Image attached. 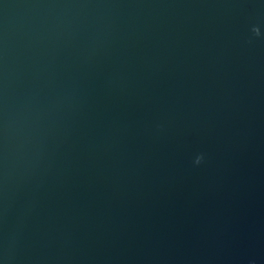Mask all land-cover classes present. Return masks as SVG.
Segmentation results:
<instances>
[{
    "label": "water",
    "instance_id": "1",
    "mask_svg": "<svg viewBox=\"0 0 264 264\" xmlns=\"http://www.w3.org/2000/svg\"><path fill=\"white\" fill-rule=\"evenodd\" d=\"M0 264H264V0H0Z\"/></svg>",
    "mask_w": 264,
    "mask_h": 264
}]
</instances>
